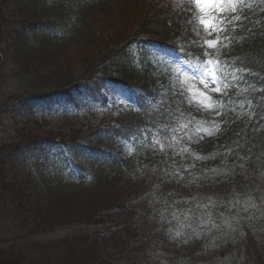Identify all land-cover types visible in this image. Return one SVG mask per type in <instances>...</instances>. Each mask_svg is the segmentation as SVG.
Masks as SVG:
<instances>
[{"label":"trees","instance_id":"obj_1","mask_svg":"<svg viewBox=\"0 0 264 264\" xmlns=\"http://www.w3.org/2000/svg\"><path fill=\"white\" fill-rule=\"evenodd\" d=\"M67 1L0 0V47L2 40L9 43L5 52L0 50V64L1 55L6 52L12 64L19 63L20 66L26 63V67L23 65L25 69L18 75L29 81L28 86L32 89L29 95L44 97L55 92L66 94L70 89L80 91V85L96 93L104 80L112 75L104 66L107 68L110 62H118L123 48L133 37L147 33L165 41L179 35L182 27L170 6V0H158L155 5L153 0H146L147 4L140 3L143 10L131 16L139 20L129 24L126 33L117 36L93 33L88 37L86 49L77 48L74 51L73 56L79 59V72L76 73L75 63L66 61L67 53L70 57L72 45L82 41L90 13L89 7L74 3L76 8L73 9V6L67 5ZM260 3L261 6L256 5L255 10V7H249L253 14L260 16L259 19L254 20L249 15L243 23L229 24L227 34L233 36L235 47L232 48L237 51L241 62L251 67L247 76L262 84L231 89L230 96L221 98L222 103L215 106L221 113L217 116L219 126L212 134L194 137L192 146V150L207 157L206 161L211 166L205 169H213L216 179L222 177V186L226 190L241 188L253 179L258 181L264 169V125L258 127L251 122L256 103H252L251 107L245 103L264 89V0H260ZM50 24H54L52 30L49 29ZM7 25L11 28L9 32ZM40 27L44 28L39 30ZM120 60L123 70L115 81H121L132 90L142 91L140 97L137 95V111H118V116L112 119L116 124L107 130L100 126H89L87 129L77 127L79 129H72L76 131V138L69 141L60 139L80 155L78 166L89 172L88 177H77V183L71 185L57 171V176L52 177L55 180L52 184L40 174L33 175L30 170L34 180L22 172L19 181L12 184L6 182L4 175H0V196L6 194L10 204L15 206V214L23 210L31 212L32 216L22 221L26 222L29 230L25 239H31V235L46 234L60 224L79 227V231L75 229L64 234L52 231L48 237L28 242L35 247L25 245L13 248L0 239V264H264L261 255L257 258L253 254L256 244L251 239L253 231L250 228L245 231L244 238L238 241L228 239L219 249H210L206 243L197 240L180 246L168 234L158 204L155 207V193L159 192L156 187L162 188L159 199L165 205L170 196H175L174 189H169L170 185L166 183L168 179L159 177L158 173L152 177L146 176L147 169L159 157L158 152V157L153 158L156 155L153 152L155 144L142 135L149 113L145 97L153 95L148 88L153 81L140 82L148 77L147 71H142L138 80L136 72L124 68V60ZM239 74L234 76L239 77ZM229 80L231 84L234 83L231 76ZM233 95L245 100L233 99ZM170 110L155 111L152 116L167 117L173 114ZM177 114L196 121L191 108L181 112L178 107ZM240 114L246 118L244 121L237 117ZM21 135V132L17 134L18 141ZM119 136L134 140V152L130 159L114 158L117 152L112 142ZM22 137L37 141V137ZM216 142L221 144L220 147L214 148ZM101 146L105 148L103 151L100 150ZM249 169H255L251 178L243 175ZM200 172L196 180L200 182L204 177L208 181L210 172L204 173V169ZM209 185L210 180L202 187ZM78 201L82 206L76 204ZM103 230L106 232L103 233ZM24 234L20 233L19 237ZM185 251L188 252L183 254ZM173 253L181 258L178 259Z\"/></svg>","mask_w":264,"mask_h":264},{"label":"rangeland","instance_id":"obj_2","mask_svg":"<svg viewBox=\"0 0 264 264\" xmlns=\"http://www.w3.org/2000/svg\"><path fill=\"white\" fill-rule=\"evenodd\" d=\"M186 2L187 0H170V6L173 8L174 12L178 14V9L183 3L186 5ZM140 3L147 4V1L97 0L92 4L90 11L91 14L85 23L87 29L82 37V41L72 45V54L70 57L67 53L68 57L66 61H72L75 63L74 67H76V73L79 72V67H77L79 59L76 56H73L75 55L74 51H76L77 48L86 49L88 37L93 33H112L114 36L123 32L126 33L128 30L127 26H129V24H135L139 20V18L131 16L134 14L137 15L143 10L140 7ZM153 4H158V0H153ZM185 13L188 14V18L182 21V25L185 31L190 32L192 38L187 41L188 44L183 46L187 50L189 48L191 53L196 54L195 58L197 61V67L190 70V68H186L188 67L187 65H183V63H179V61H176L174 66L176 57L174 55L170 56L169 52H151L149 59L150 63L157 67L159 71L163 72L167 70V75L170 76L171 82H180L182 84L183 80L191 78L188 83L193 85L192 87L195 88V92L192 98H185L184 103L185 105L192 104L196 107L198 113L200 112V121H202V123H195L193 126L189 127V129L195 128L193 131L212 133L216 129L215 123L209 121L211 115L209 112L212 110H205L201 106L199 101L202 97L199 93L210 95L213 99L215 95H225L226 92H212L211 89L213 85L206 79L201 80L198 78L200 76V66L204 61H207L205 58L206 56L203 55V53L209 52L210 50V48L204 47V41L211 40V35L209 32L205 31L203 26L199 25L197 20L199 15H190L188 10H185ZM124 22L125 24L122 26V23ZM6 28L8 32L11 30L9 25H7ZM8 45L9 43L7 44V42L2 40V47H0L2 53L8 49ZM3 56L1 55L2 61L0 64V175H4L6 177V179L4 178L6 182L12 184L19 181L22 172L28 174L29 177L34 180V176L29 172L30 170H32L31 173L33 175L36 173L37 175L40 174L42 175V178L47 179L52 184L55 183V180L52 178L53 173H56L57 171L61 172V175H64L65 177L74 176L76 174L75 170L70 169L67 162H63V160L57 162L54 158V156H57V159H63L61 151L62 147L47 142L50 139H67V141H69L76 138L74 135L76 131L73 132L72 129H79L82 127V129H87L89 126L95 127L97 125H102V127L105 125L106 127V125L110 123V121H108L110 119L108 115L110 111L106 114V110H108L107 108L112 109L113 106L121 103V93L115 88H109L112 90L110 92H108L107 88H104L102 93H105L108 98L107 106L103 100L101 101L97 97L88 96V92H76V94H74V98L77 97L76 100H71V98L60 95L55 96L46 102L39 101L40 98L30 100L25 97L26 104L19 106L24 99L18 102L17 100L13 101L14 99L11 97L28 94L30 91L32 92L31 87L28 86L30 84L29 81L22 79L21 76L18 75V72L25 69L26 63H21L20 66L19 63L14 65L8 57V52L4 53ZM23 65H25V67ZM117 66L116 63L108 65V67ZM64 67H66V64ZM111 71L114 72V70ZM41 79L42 78H40V80ZM205 84L208 85L207 88L205 87ZM24 96H19L17 99H22ZM32 97H34V95ZM200 110H203L204 113ZM258 110H260L261 114L259 118L254 119L255 124L258 126L262 124L264 125V104L258 108ZM251 117L255 118V116ZM24 120H26L25 125H22ZM20 132L25 137H37V141L34 139L26 140L22 135L18 141L16 136ZM59 133L64 134V136ZM18 142H20V144H18ZM124 147H126V144ZM69 150L65 153V161H68L67 158L73 155V149L70 150L72 155L68 152ZM178 171L179 170L176 172ZM249 171L250 172H246V175L248 178H251L255 174V169ZM220 190H218L220 191L219 195L215 194V196L220 199L231 195V192L227 190ZM240 190L239 195L235 196L238 197L236 204L233 202L228 204V206L225 204H219L217 207L210 206L209 211L205 213L201 212L197 217L198 222L195 218L193 221L187 223L189 226L186 228H184L185 225H183L177 230L176 228L172 229L174 225L177 224L180 217L175 218L174 215H168L166 218V222L168 223V233L172 239L177 241L181 246L189 240L187 239V236L191 233L192 235H197L204 231L205 237L207 238L206 245L213 248L223 244L228 238H235V241L244 238L245 231H248L247 229L250 228L253 231L251 239L256 244L254 245L256 250L253 249V254H255L257 258L261 255L263 259L264 171L261 172V177L258 181L253 179L247 184H244ZM17 201L19 202L20 199ZM179 203L180 201L177 200L172 201L170 209H173L179 205ZM76 204L82 206V203L79 201ZM14 208L15 206L10 204L9 198H7L6 194H2L0 196V239L4 244L10 245L13 248L25 247V245L35 247L28 242L30 240L33 242L37 241L40 237H48L49 234H52V231L57 234H64L65 232L67 233V231L72 232L75 231V229L79 231V227H74L73 225L64 226L60 224L49 229L46 234L40 233V235H31V239H25V235L29 230L25 225L26 222L23 223L22 221L28 220V217L32 216L31 212L23 210L21 212L19 211V214L16 215ZM180 210L181 209L178 208V211ZM174 220H176L175 223H173ZM195 225H197L196 227H198V229L192 227ZM177 231L181 233L178 237L175 235ZM105 232L103 230V233ZM20 233L25 234L22 237H19ZM187 252L188 251L182 253L186 254ZM173 254L175 257H178V259L181 258V256L176 253Z\"/></svg>","mask_w":264,"mask_h":264},{"label":"snow or ice","instance_id":"obj_3","mask_svg":"<svg viewBox=\"0 0 264 264\" xmlns=\"http://www.w3.org/2000/svg\"><path fill=\"white\" fill-rule=\"evenodd\" d=\"M192 3L199 11V16L197 17L199 25L203 26L205 31L209 33H223L227 25L233 24L234 21L242 18L239 15L241 9L250 7V5L245 3V0H192ZM230 39L228 36L221 37L218 35L215 41H204V47L211 48L218 43L224 44L225 41H230ZM203 55L207 56L209 53L204 52ZM228 68L229 64L227 61L209 59L200 66V76L198 78L201 80L206 79L210 82L213 85L212 92H226L232 86L229 77L231 76L232 79L236 78L231 72H228ZM235 71L238 72L239 69ZM205 87L207 88L208 85L205 84ZM199 95L202 97L199 103L205 110L215 111V105L222 103L214 101L210 95L205 93H199ZM220 114L219 111L216 112V115ZM173 215L175 216V213ZM175 235L178 237L181 233L177 231Z\"/></svg>","mask_w":264,"mask_h":264}]
</instances>
